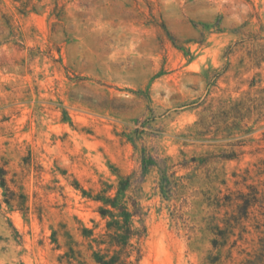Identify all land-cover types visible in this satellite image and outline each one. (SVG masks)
<instances>
[{
	"label": "rangeland",
	"instance_id": "rangeland-1",
	"mask_svg": "<svg viewBox=\"0 0 264 264\" xmlns=\"http://www.w3.org/2000/svg\"><path fill=\"white\" fill-rule=\"evenodd\" d=\"M119 182L134 264H264V0H0V264H100Z\"/></svg>",
	"mask_w": 264,
	"mask_h": 264
},
{
	"label": "trees",
	"instance_id": "trees-1",
	"mask_svg": "<svg viewBox=\"0 0 264 264\" xmlns=\"http://www.w3.org/2000/svg\"><path fill=\"white\" fill-rule=\"evenodd\" d=\"M126 188L127 183L119 182L115 197L105 195L96 197L103 202V206L99 209L100 214L109 218L106 221L105 233L102 234L101 238L95 240L98 244L107 245V254L94 253L95 261L100 264H134L130 257L134 250L139 254V249L136 248L135 243H139L146 235V227L141 219L143 213L140 203L132 200L131 207H129L125 200L119 201L118 199V196L124 193ZM137 220L141 222L140 227L135 226ZM111 248H114V254L108 256Z\"/></svg>",
	"mask_w": 264,
	"mask_h": 264
}]
</instances>
